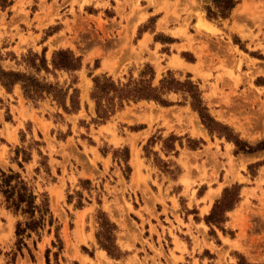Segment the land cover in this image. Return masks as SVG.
I'll list each match as a JSON object with an SVG mask.
<instances>
[{
	"label": "rangeland",
	"instance_id": "1",
	"mask_svg": "<svg viewBox=\"0 0 264 264\" xmlns=\"http://www.w3.org/2000/svg\"><path fill=\"white\" fill-rule=\"evenodd\" d=\"M113 1L119 18L135 16L134 22L145 18L148 7L158 10L161 18L155 25L157 33L186 40L165 44L160 50H149L146 35L140 41L131 40L137 46L131 42L126 45L131 59L122 71H97L96 60L81 59L80 68L73 73L53 70L48 63L53 50L67 48L81 58L79 52L100 40L98 35L112 36L105 19L111 13V5L107 0H0V67L33 74L62 89L68 87L67 94L76 88L78 100V108L66 112L50 96L25 98L19 83L9 91L0 85V170L17 172L35 194L46 192L52 219L37 234L22 237L27 249L21 246L17 251L14 225L23 216L5 210L0 200V264H46L45 255L48 264H160L159 259L174 264L181 258L167 248L173 245V250H177L178 237L182 239L184 235L167 218L169 209L163 197H169L172 215L181 226L185 216L191 215L187 213L195 211L189 207L191 202L197 204L195 198L205 194L204 200L212 207L222 189L231 185H237L238 201L242 199L244 215H236V220L240 219L236 222L240 235L244 240L250 235L248 252L263 261H248L238 251H233L228 259L235 264H264V148L234 152L233 143L218 136L211 124L213 130L209 133L197 112L190 108L195 90L186 91L183 85L161 94L168 106L151 99L122 100L121 108H115L104 120L96 118L90 98L93 76L105 75L118 86L128 82L131 87L137 79L148 78L151 67L152 86L158 87L163 77L180 83L190 80L200 90L208 115L224 127L222 132L248 145L264 146V0H237L225 19L216 20L205 17L206 0ZM64 7H68L67 11ZM98 8L103 11L97 13ZM158 14L145 18L144 27L151 29ZM200 20L209 22V28L202 27ZM63 27L70 35L68 40ZM57 29H61L58 40L53 36L45 45L35 47V38L46 40L47 34ZM26 40H30L31 47L22 49ZM62 40L64 46L51 47ZM28 51L37 56L43 51L48 70L37 72L30 67ZM194 55V65L184 62ZM186 70L192 72V78ZM65 103L68 105L67 97ZM23 105L29 107L30 113ZM101 124L104 126L97 129ZM137 128L142 130L136 132ZM199 134L204 141L196 138ZM129 151L137 167L138 156L141 157L157 188L159 205L147 210L145 216L124 200V190L108 189V181L118 170L127 181ZM103 155L104 160L100 158ZM109 160L111 167L107 171ZM100 162L106 177L101 181L96 175L101 174ZM141 182L143 193L151 195ZM249 185L255 188H242ZM213 186L219 190H212ZM119 195L121 204L116 199ZM106 219L115 225L114 230L103 226ZM201 227L212 237L214 227L218 235L222 230L232 234L231 227L223 223L219 224L222 230L215 225H207L209 229ZM97 232L102 242L114 240L119 256L112 259L117 262L110 260L97 244ZM85 239H90L88 245L77 247L76 242Z\"/></svg>",
	"mask_w": 264,
	"mask_h": 264
},
{
	"label": "trees",
	"instance_id": "2",
	"mask_svg": "<svg viewBox=\"0 0 264 264\" xmlns=\"http://www.w3.org/2000/svg\"><path fill=\"white\" fill-rule=\"evenodd\" d=\"M208 4L204 5L205 17L207 19H225L230 10L237 3V0H206ZM27 62L30 67H33L35 71L40 69L47 71V62L44 58L43 51L37 56L34 53L28 51L26 54ZM80 56L74 55L73 52L67 48H57L51 52L49 65L53 70H63L67 73H73L80 68ZM37 61V62H35ZM148 67V65H145ZM149 69L148 78H139L130 87L129 83L118 86L110 77L105 75H95L92 79V88L90 92V98L94 101V111L96 118L104 120L113 113L115 108H121L122 100L137 101L140 99H151L155 102L166 105L165 101L161 99L163 92L176 89V85H183L187 88L195 90V94L192 95L193 103H190V108L195 110L205 125L208 132L211 133L213 129L216 130L218 136H222L231 141L235 147L234 152L241 151L243 153L252 152L255 150L263 149L264 146L256 144L255 146L248 145L245 142L239 141L237 138L231 136L229 133H224V127L219 126L208 115L206 107L202 104L200 98V90L195 84H192L190 80H185L183 83L173 80L172 78H161L159 80V86H152L151 79L153 77V71L151 67ZM139 76H143V71L139 73ZM73 82V81H72ZM19 83L22 94L25 98L36 100L44 96H50L55 101L57 106L61 107L63 111L76 110L78 108L77 90L72 88L71 92L67 94L68 87L59 88L56 84H51L39 80L33 74L3 70L0 67V85L7 91L13 86V84ZM68 99V105L65 103V99ZM116 99V103L114 102ZM103 102V103H102ZM116 105V107H115ZM210 124L213 125V129L210 128ZM25 161V159H22ZM18 165L19 162H17ZM35 170H37L35 168ZM0 200L3 203L4 209L12 214H20L23 216V220L16 221L14 225V236L16 250L18 251L21 246H25L22 242V237H29L30 233L37 234V231L41 229L44 224H51V214L48 208V198L46 192H38L35 194L33 189L27 184V182L20 177L17 172L8 170L4 172L0 170ZM39 197L38 201L36 199ZM238 201L237 185H231L229 188L224 187L222 189L221 197L215 200L210 211L203 217V220L209 228L212 225L217 226L220 230L219 224L225 220L224 212L231 209L233 204ZM107 227L108 231L115 229V225L109 220L103 223V226ZM223 231V230H222ZM109 235L113 234L109 232ZM56 236V234H55ZM97 244L105 250L106 254L111 258H118V249L114 244V240H109L108 243L102 242L99 237V233L95 234ZM106 241V240H104ZM60 248V247H59ZM27 249V248H26ZM45 262L48 264L47 256L45 255ZM241 264V263H238ZM246 264H261V263H246Z\"/></svg>",
	"mask_w": 264,
	"mask_h": 264
},
{
	"label": "crops",
	"instance_id": "3",
	"mask_svg": "<svg viewBox=\"0 0 264 264\" xmlns=\"http://www.w3.org/2000/svg\"><path fill=\"white\" fill-rule=\"evenodd\" d=\"M104 1V0H103ZM123 1V0H121ZM108 4L111 5V13L105 17L106 23L108 25V28L110 30V34L112 35L109 38H104L101 35H98L100 37V40H96L95 42H92L91 46L89 48L83 49L82 51L79 52L81 55V60L89 62L96 60L97 63L94 66V70L97 71H104V72H109V68L116 70L122 71L124 67L130 64V52L128 48H126V45L131 42L133 46H137V43H132L131 40H136L140 41L145 37L144 35L147 36L146 40H149V42L146 44V46L149 48V50L157 48V50H160V47L165 45V44H179L182 43V40H186L184 37L175 36L172 34H158L156 29L158 20L161 18L160 12L154 11L152 7H148L146 9V16L150 17L155 14H158L155 18V21L153 22V27L151 29H148L147 27H144V20L145 18L140 21V22H134L135 16H132L128 19L126 18H119L118 12L115 9V4L113 0H107ZM68 7H64V10L67 11ZM103 9L101 10L100 8L97 9V13L102 12ZM127 9L124 7L123 12H126ZM70 18V17H69ZM134 22V23H133ZM126 27L123 30V27ZM61 29H57L56 31H52L50 34H47V39L42 40L41 42L34 39L33 43L35 44V47H41L42 45H45L48 40L55 36L57 37L56 40H58V35L60 33ZM63 34L66 37L65 40H68V35L65 33V27L62 28ZM122 31L119 35L118 32ZM138 33V37L137 34ZM191 33V32H190ZM36 32H33V35H35ZM38 35V34H37ZM135 35V38L133 36ZM158 36H161V38H158ZM169 40V41H166ZM30 40H26V43L23 45L22 49L25 47H31L30 46ZM14 43L18 42V40H13ZM64 41L62 40V43H56L52 45L51 47H58V46H64L65 44L63 43ZM28 43V44H27ZM150 44V45H149ZM13 46V45H12ZM146 53L143 52V56L145 57ZM184 62L188 65H194L196 62L195 55L191 59H184ZM117 63V66L114 67V64ZM78 71V70H77ZM188 71L187 75L189 78H192L193 75L191 74L192 72L190 70ZM199 85V82L197 79H195ZM207 91H205V94L208 93L209 86H206ZM208 99L211 97L207 96ZM17 106V105H16ZM24 106V105H23ZM168 106V105H165ZM26 107V112L30 113V109L27 106ZM45 121H47L45 119ZM104 124L97 125L96 128L103 127ZM138 132L139 130H142L140 128L136 129ZM199 137L204 141V138L202 134L197 135L196 138L199 139ZM201 144H203L201 142ZM102 160L106 159V155H103L100 157ZM139 159V165L138 167L135 165L134 159H132V152L129 151L128 154V159H127V164L129 166V172H128V178L127 181L124 180V178L121 176V172L118 170L117 172L113 174V177L110 178L111 180L108 181V189L115 188L116 190H124L122 191V196L125 201L129 200V202L132 205V209L136 210L141 216H145V213H147V210H152L156 205H159V202L157 200V188L156 186L151 182V176L152 173L150 170H147L144 168L145 164L141 157L138 156ZM110 160H109V165L106 166V170L108 171L110 168ZM100 168L98 171L101 173L100 175L96 173L97 177H99L100 181L103 179H106L104 175V167L102 162H100ZM81 174H77L76 176ZM109 175V174H108ZM145 183L146 187L148 190L152 193L151 195L148 194L147 191L143 193V190H145V187L143 186V183ZM242 188L245 189H251L255 188L252 185L249 186H242ZM212 190L218 191L219 188L217 186L211 187ZM196 190V188L194 189ZM160 198L163 197L162 195V189L160 190ZM135 196L132 198V194ZM204 196L200 195L195 200L197 201V204H192L189 206L192 210L194 208L195 211H190L185 216V218L182 221L181 226L176 224L175 218L172 215V212L170 210L171 207V202L169 200V197L164 196V201L165 205L167 207V218L171 222V225L177 226V228L180 230V232L184 235V237L179 239L178 237V249L173 250V245H170L167 248L168 250L173 251V255L175 257H180L181 260H177L174 264H235L234 262L230 261L228 258L231 256L230 254H233V251H238L241 254L245 256V258L248 261L251 262H257V261H263L262 259L258 258L255 253L248 252L249 247L248 243L250 242V235L247 234V240L242 239V235H240L239 231V225L236 223L240 219L236 220V215H244L243 211V206L240 204L242 203V199L238 201V203L235 205V207H232L231 209L227 210L224 212L225 220L223 222V226L225 227H231L232 229V234H227L225 231H221L220 234H217V230L214 227L215 230V235L214 237L209 236L205 230L201 227L203 225L205 228H208L207 225L205 224L203 217L208 214L210 210V202L205 199ZM120 197L119 195L116 199L118 200V203L121 204L120 202ZM107 198L109 196L107 195ZM113 197H111V200ZM193 207V208H192ZM204 209V210H203ZM156 210V209H155ZM157 212V211H156ZM179 216V214H178ZM194 216V217H193ZM196 217V218H195ZM168 227V225H166ZM209 229V228H208ZM87 232V231H86ZM92 235V234H91ZM145 237V235H144ZM147 238V237H146ZM152 242L154 243V246L156 247V243L151 239ZM90 239H85L84 242L77 241V247L79 246H87L89 243ZM171 242V239H169ZM232 243H237L236 246L231 245ZM238 245L241 247L239 248ZM146 249V248H145ZM165 254L167 255V252L164 250ZM247 253V254H245ZM148 255H152L151 252L147 253ZM104 255L106 256L105 252ZM83 257V255H81ZM154 256V255H153ZM110 260H113V262H117V259H112L109 258ZM160 264H171L170 261H164L159 259ZM150 264V261L149 263Z\"/></svg>",
	"mask_w": 264,
	"mask_h": 264
},
{
	"label": "bare ground",
	"instance_id": "4",
	"mask_svg": "<svg viewBox=\"0 0 264 264\" xmlns=\"http://www.w3.org/2000/svg\"><path fill=\"white\" fill-rule=\"evenodd\" d=\"M200 24L202 27L209 28L210 23L207 22L206 20H200Z\"/></svg>",
	"mask_w": 264,
	"mask_h": 264
}]
</instances>
